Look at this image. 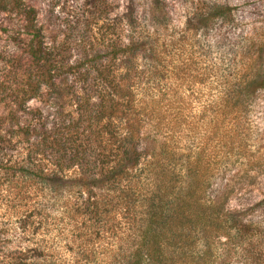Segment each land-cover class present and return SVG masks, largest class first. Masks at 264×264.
I'll return each instance as SVG.
<instances>
[{
	"label": "trees",
	"instance_id": "trees-1",
	"mask_svg": "<svg viewBox=\"0 0 264 264\" xmlns=\"http://www.w3.org/2000/svg\"><path fill=\"white\" fill-rule=\"evenodd\" d=\"M152 5L157 25L109 28L103 55L65 60L63 73L34 15L22 27L33 73L17 83L9 136L0 124V208L35 248L0 247V264H264V226L228 207L238 189L215 184L246 148L264 44L250 40L235 73L216 75L215 94L197 105L193 88L211 73H191L190 53L175 51L199 28L169 38ZM228 13L213 6L200 22ZM34 99L42 106L28 107Z\"/></svg>",
	"mask_w": 264,
	"mask_h": 264
},
{
	"label": "rangeland",
	"instance_id": "rangeland-1",
	"mask_svg": "<svg viewBox=\"0 0 264 264\" xmlns=\"http://www.w3.org/2000/svg\"><path fill=\"white\" fill-rule=\"evenodd\" d=\"M157 1L166 13V17H158L159 23H165V28H162L165 36L177 40L184 35L186 27L199 28L195 35L192 33L193 36L186 32L189 44L175 51L176 55L183 49L190 53L193 67H196L191 73H211L206 84L197 87V92L192 87L195 91L192 98L197 105L209 99V94H215L217 77L235 73V55L244 50L250 40L264 44V0ZM153 3L154 0H0V124L3 136H9L6 131L15 122L12 111L21 107L23 100L16 97L17 83L23 73H33L27 54L29 36L22 28L27 20L34 15L44 43L54 49L56 57H61L59 65L62 67L65 60L70 65L81 64L88 54L92 56L101 51L103 55L102 43L111 27H115L114 32L128 35L133 20L140 28L157 25V18L152 20ZM213 6L227 8L228 15L214 17L207 24L200 22V15ZM30 10L34 11L32 15L28 14ZM122 41L126 43V39ZM191 60L188 63L193 65ZM262 63L264 65V58ZM138 64L142 65L143 61L139 60ZM67 68V65L63 66L59 73L67 71ZM187 89V85L180 87V91L189 93ZM27 106L36 108L42 104L34 99ZM212 114L207 112V115ZM246 114L249 122L246 148L241 155L231 158V162L235 163L230 165L227 175L215 184H228L238 189L229 198L228 207L247 210L254 221L264 226V91L256 95L252 108ZM209 122L210 117L207 116L204 126L208 133L211 131ZM198 129L193 126L192 130L196 132ZM211 146L209 144L207 148L209 152ZM6 154V159L13 161L15 148H10ZM3 215L0 208L2 251L11 252L17 247L22 250L35 248L32 242L20 239L26 234L17 229V218Z\"/></svg>",
	"mask_w": 264,
	"mask_h": 264
}]
</instances>
